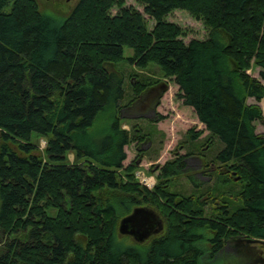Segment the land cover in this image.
Here are the masks:
<instances>
[{
    "label": "trees",
    "instance_id": "obj_1",
    "mask_svg": "<svg viewBox=\"0 0 264 264\" xmlns=\"http://www.w3.org/2000/svg\"><path fill=\"white\" fill-rule=\"evenodd\" d=\"M137 2L143 10L77 0L60 13L39 0H0V264H201L205 252L223 264H264L256 123L264 111L249 101L264 100V0ZM176 9L202 20L208 36L186 42L167 19ZM123 61L156 64L209 131L210 147L222 143L204 186L173 188L195 150L161 166L153 187L137 177L139 161L125 164L126 147L152 133L139 122L123 127L122 113L161 78L132 83L137 73L120 69ZM202 132L190 128L189 139ZM138 206L163 224L143 241L119 230ZM229 248L238 256L229 259Z\"/></svg>",
    "mask_w": 264,
    "mask_h": 264
},
{
    "label": "rangeland",
    "instance_id": "obj_2",
    "mask_svg": "<svg viewBox=\"0 0 264 264\" xmlns=\"http://www.w3.org/2000/svg\"><path fill=\"white\" fill-rule=\"evenodd\" d=\"M42 7L52 8L60 13L68 12L77 0H39ZM127 5H133L143 10V6L137 0H126ZM119 7H114L112 12L115 14ZM149 28H153L155 21L148 16ZM168 20L174 21L181 25L184 29V39L189 42L193 38L204 39L208 36V28L200 19H196L193 15L185 9L173 10L167 17ZM125 55H133V50L130 47H125ZM120 69L126 71L127 74L137 73L132 76V83L138 78L143 80L144 77L155 76L161 78L159 83L154 84L150 90L148 89L135 104L124 109L123 127L131 129L133 123L139 122L144 125L152 135L150 138L137 147L136 143H132L126 147L128 157L125 164H129L135 159L140 162V168L137 169L136 174L142 183L144 175L150 177L148 179L150 186L153 187L156 183V176L160 172L161 166L167 161L174 159L177 155H185L186 153L195 150V153L187 154L186 157L188 166L176 174L174 189L183 190L185 193L194 190L193 181H200L202 186L210 179V174L203 171L209 167L208 162L214 161L212 169L216 170L220 166L215 161V154L222 147L220 140L214 142V146L210 147L205 140L209 134L204 124L199 121L194 109L186 105L182 99L178 98L177 93L179 86L169 79H163L160 69L156 64H151L148 68H141L132 65L126 61L120 62ZM261 68L253 65L250 72L260 77ZM130 97L133 93L130 90ZM124 101V104L129 102V98ZM250 102H257L261 105L264 111V100L258 102L254 98L249 99ZM160 115L164 118L158 120ZM257 131L264 132V124L257 121ZM192 128L195 132L202 129L203 132L198 140H190L189 129ZM183 147L182 145H185ZM40 145H45V140L40 139ZM183 147V148H182ZM141 150H145L141 154ZM73 154H71V158ZM214 159V160H213ZM150 171V172H149ZM152 171V172H151ZM138 172L140 174H138ZM141 175V176H139ZM193 177V178H191ZM213 181V180H212ZM147 185V184H146ZM205 243H201L204 246ZM207 250V249H206ZM226 255L230 257L238 256L237 252L231 248L226 251ZM221 255L217 254L211 256L205 252L202 256L201 264H223ZM247 259V258H246ZM251 259V258H248Z\"/></svg>",
    "mask_w": 264,
    "mask_h": 264
},
{
    "label": "water",
    "instance_id": "obj_3",
    "mask_svg": "<svg viewBox=\"0 0 264 264\" xmlns=\"http://www.w3.org/2000/svg\"><path fill=\"white\" fill-rule=\"evenodd\" d=\"M163 227L158 214L147 206H138L120 221L119 230L132 235L137 241H143Z\"/></svg>",
    "mask_w": 264,
    "mask_h": 264
},
{
    "label": "bare ground",
    "instance_id": "obj_4",
    "mask_svg": "<svg viewBox=\"0 0 264 264\" xmlns=\"http://www.w3.org/2000/svg\"><path fill=\"white\" fill-rule=\"evenodd\" d=\"M138 174H140L139 172H138ZM139 176H141V175H139ZM142 178V180H143V182H145V184H147L149 187H151L150 186V183H149V181H148V179L150 178H148V177H146L145 175L143 176V177H141ZM150 180V179H149ZM162 223V222H161ZM120 227V226H119Z\"/></svg>",
    "mask_w": 264,
    "mask_h": 264
},
{
    "label": "flooded vegetation",
    "instance_id": "obj_5",
    "mask_svg": "<svg viewBox=\"0 0 264 264\" xmlns=\"http://www.w3.org/2000/svg\"><path fill=\"white\" fill-rule=\"evenodd\" d=\"M260 255H262V257L264 259V249L261 250V254Z\"/></svg>",
    "mask_w": 264,
    "mask_h": 264
},
{
    "label": "crops",
    "instance_id": "obj_6",
    "mask_svg": "<svg viewBox=\"0 0 264 264\" xmlns=\"http://www.w3.org/2000/svg\"><path fill=\"white\" fill-rule=\"evenodd\" d=\"M152 87H154V86H152ZM152 87H150L149 90H150Z\"/></svg>",
    "mask_w": 264,
    "mask_h": 264
}]
</instances>
